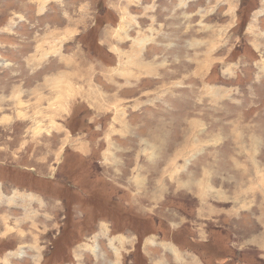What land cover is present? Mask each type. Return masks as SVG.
I'll return each mask as SVG.
<instances>
[{"label": "rangeland", "instance_id": "374dc122", "mask_svg": "<svg viewBox=\"0 0 264 264\" xmlns=\"http://www.w3.org/2000/svg\"><path fill=\"white\" fill-rule=\"evenodd\" d=\"M0 264H264V0H0Z\"/></svg>", "mask_w": 264, "mask_h": 264}, {"label": "bare ground", "instance_id": "6f19581e", "mask_svg": "<svg viewBox=\"0 0 264 264\" xmlns=\"http://www.w3.org/2000/svg\"><path fill=\"white\" fill-rule=\"evenodd\" d=\"M35 55H36V54H35ZM67 65H68V64H67ZM63 79H66V78H63ZM60 80H61V79H60ZM52 81H53V80H52ZM58 81H59V80H58ZM64 82H65V81L62 80V81L59 82V84H64ZM56 84H58V83L56 82ZM59 84H58V85H59ZM61 87H63V86L61 85ZM65 93H66V92H65Z\"/></svg>", "mask_w": 264, "mask_h": 264}]
</instances>
